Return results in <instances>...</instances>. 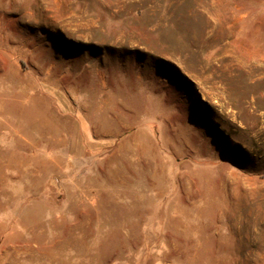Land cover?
Returning a JSON list of instances; mask_svg holds the SVG:
<instances>
[{
  "label": "rangeland",
  "instance_id": "1",
  "mask_svg": "<svg viewBox=\"0 0 264 264\" xmlns=\"http://www.w3.org/2000/svg\"><path fill=\"white\" fill-rule=\"evenodd\" d=\"M0 264H264V0H0Z\"/></svg>",
  "mask_w": 264,
  "mask_h": 264
}]
</instances>
